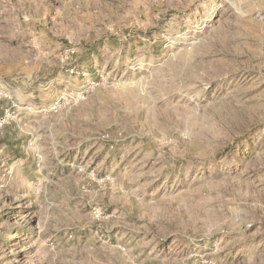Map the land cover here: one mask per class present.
I'll use <instances>...</instances> for the list:
<instances>
[{
  "label": "rangeland",
  "instance_id": "1",
  "mask_svg": "<svg viewBox=\"0 0 264 264\" xmlns=\"http://www.w3.org/2000/svg\"><path fill=\"white\" fill-rule=\"evenodd\" d=\"M0 264H264V0H0Z\"/></svg>",
  "mask_w": 264,
  "mask_h": 264
}]
</instances>
